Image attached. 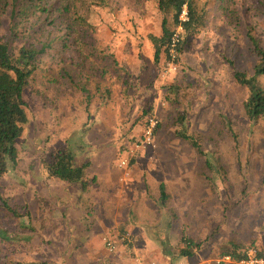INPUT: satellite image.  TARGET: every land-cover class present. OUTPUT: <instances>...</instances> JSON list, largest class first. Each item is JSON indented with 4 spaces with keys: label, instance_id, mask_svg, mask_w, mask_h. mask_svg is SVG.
Here are the masks:
<instances>
[{
    "label": "rangeland",
    "instance_id": "374dc122",
    "mask_svg": "<svg viewBox=\"0 0 264 264\" xmlns=\"http://www.w3.org/2000/svg\"><path fill=\"white\" fill-rule=\"evenodd\" d=\"M198 1L206 11L204 26L192 34L177 28L181 51L177 42L173 56L161 53L157 62L149 39L161 33L155 0H108L91 8L88 21L96 42L125 68L112 79L113 93L105 103L95 99L86 109L84 93L67 77L56 86L37 76L24 89L28 121L17 139L18 164L0 178V194L12 209L0 200V230L6 236H0V264H121L112 262L103 241H117L118 234L81 240L76 218L81 210L100 213L98 204L83 197L98 185L88 184L90 175L122 159L131 170L128 179H139L140 185L141 172L134 169L144 165L143 177L151 179L144 186L152 196H158L154 188L160 182L165 184L167 209L160 208L158 217L170 220L172 234L168 248L163 244L152 256L156 261L173 264L183 234L196 242H215L223 251L233 242L264 256V118L248 120L242 108L247 91L233 77L235 71L252 74L255 45L264 48V0ZM8 17L0 16V36ZM49 56L52 67L62 66L63 59L80 60L70 49L65 58ZM150 118L159 128L150 143H142ZM84 126L87 147L76 160L90 164L86 186L44 178L42 160L50 161ZM181 129L197 138L202 155L177 134ZM151 168L157 170L154 176L147 172ZM114 207L107 208L110 217ZM83 219L86 226L89 219L95 221L86 214ZM117 254L129 258L124 246Z\"/></svg>",
    "mask_w": 264,
    "mask_h": 264
},
{
    "label": "trees",
    "instance_id": "16d2710c",
    "mask_svg": "<svg viewBox=\"0 0 264 264\" xmlns=\"http://www.w3.org/2000/svg\"><path fill=\"white\" fill-rule=\"evenodd\" d=\"M108 0H0V16L8 13L9 22L6 33L0 36V178L13 171L18 164L17 139L22 135L28 121L23 91L39 76L49 85H60L67 77L71 87L85 95V108L99 99L105 103L113 93L114 79L119 76L121 66L113 53L104 52L106 45L96 42L95 28L88 21L93 6H105ZM162 14L161 33L149 36L153 45V60L158 61L161 53L169 55V48L176 28L183 32H198L205 24L206 11L198 0H155ZM186 7L187 19L181 20L180 14ZM178 42H180L178 40ZM178 45V52L181 51ZM257 63L253 73L235 71V81L247 91L242 108L252 123L264 118V48L255 45ZM77 51L78 61L63 59V65L49 64V55L65 58V50ZM74 65L73 71L68 68ZM183 120V116L180 117ZM159 128V124L153 130ZM87 128L74 131L67 144L59 149L49 161L42 160L41 173L44 178H57L68 183H84V170L89 162L78 164L76 156L87 147L83 136ZM177 134L188 141L199 155L197 138L183 129ZM73 139V142L70 140ZM86 151V150H85ZM208 162V160H206ZM210 165V162H208ZM164 196V185H159ZM2 205L12 209L0 194ZM0 236L6 238L0 230ZM111 240L113 243L114 241ZM182 247L178 256H191L201 242L186 235L181 236ZM115 244V243H114ZM116 245V244H115ZM235 258L244 256L246 249L231 243ZM262 255L261 252H258Z\"/></svg>",
    "mask_w": 264,
    "mask_h": 264
},
{
    "label": "crops",
    "instance_id": "0c3cea01",
    "mask_svg": "<svg viewBox=\"0 0 264 264\" xmlns=\"http://www.w3.org/2000/svg\"><path fill=\"white\" fill-rule=\"evenodd\" d=\"M143 166L144 165H136L134 169V171L141 172V174H138V177L143 179L141 185L137 184V182H140L139 179L137 181L131 177L128 179V175L126 176V171L130 172L131 170L130 168L127 169V165L122 168L118 165L116 166L113 164H108L107 170H103L101 173H92L90 175L91 180L90 182H88V184H91L92 186V184H95V182L97 181V188L92 192V187H90L91 193L89 194V196L83 197L89 200L90 203L98 204L100 213L94 216V214H87L89 212L88 209H86L85 211L81 210V213L83 212L84 214H86L88 218L95 217V221L89 219V221L91 222L88 226L85 225L83 213L81 217L79 216L81 220H79V218H76V220L78 221L76 224V230L81 235L79 237L81 240L87 236H89L92 240L95 238L99 239L98 236L101 233L102 235L103 233L105 234V232H112L114 233V235L118 234L117 241L114 240L115 244L117 242L116 249L113 251H109L106 248V250L109 252L108 255L115 258L112 259V262L114 263L116 262L122 264V261H127L128 264L130 259H132L129 257L130 253L128 251L135 252V257L140 258V260L144 258H146L144 260L151 258L148 261L156 260L155 258H152V256L155 255V252L159 250L161 251L160 248L164 247L162 246L163 244L167 248L169 245L168 234L171 235L172 231H170V233L167 231V229L170 226V220H168V218H166L165 216L164 220H161L160 217H158L160 215V208L167 209V206H165V204L168 202V194L165 191V184L163 182H160L156 186V188H154V190L157 189L158 196H152L148 192V185L145 184L144 186V183H149L148 180L151 179H149V176H145V178L143 177L146 173L142 171ZM89 171L90 164L84 170V183H75H80V185L83 187L84 185L86 186V179L89 176ZM156 171L157 170L154 168L147 170L148 174L150 173V176H154V173L152 172ZM144 179H147L146 182H144ZM160 184L164 185L165 193L163 197L161 196L159 189ZM82 202L86 203V200L84 199ZM82 202L80 203L82 204ZM113 205L115 206V213H113V215L110 217L107 213V208H111V206ZM138 205H143L145 209L141 211ZM117 206H121V213H119V208L117 209ZM89 207H92V205H89ZM175 223L176 222H174V225ZM87 227H89L88 231ZM126 233L129 237H125ZM160 236H162L163 238H160ZM123 246L127 251V256L129 257H127L128 259L121 258L119 254H117L118 256L116 255L118 247L121 250L123 249ZM230 252L231 249L225 251L221 250V246H218L215 242H203L191 256L181 257L178 256L177 252V257H175V261L173 262V264H216L214 262V259L216 257Z\"/></svg>",
    "mask_w": 264,
    "mask_h": 264
},
{
    "label": "built area",
    "instance_id": "2783aa9c",
    "mask_svg": "<svg viewBox=\"0 0 264 264\" xmlns=\"http://www.w3.org/2000/svg\"><path fill=\"white\" fill-rule=\"evenodd\" d=\"M180 19L181 20L187 19L185 6L183 7V9L181 11ZM177 28L180 29V27H177ZM178 36L179 35L178 34L176 35V33H175L173 38H172L170 48H169L171 53L169 52V56L170 55L173 56V54H172L173 48L172 47L176 46V43L179 40ZM155 124H156V121L153 120L152 118H150L148 121L146 130L144 132L143 140L141 141L142 143H150L151 142L152 132H153ZM126 165H127L126 159H122L118 163V166L122 167V168L125 167ZM103 241H104L106 248L109 251H113L116 249V245L111 240H109L107 237H103ZM244 253H245L244 256L242 258H239V259L235 258L230 253L222 254V255L216 257L214 259V262L216 264H264V256L259 255L258 252L256 251V249L248 248L247 250H245ZM129 264H163V263L160 261H156V260L144 262V261L140 260V258L134 257V258L130 259Z\"/></svg>",
    "mask_w": 264,
    "mask_h": 264
}]
</instances>
